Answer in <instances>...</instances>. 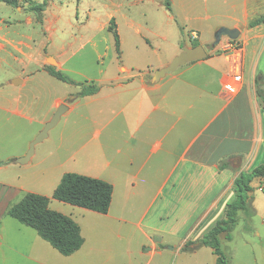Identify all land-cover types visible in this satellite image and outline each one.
Instances as JSON below:
<instances>
[{
  "label": "crops",
  "instance_id": "1",
  "mask_svg": "<svg viewBox=\"0 0 264 264\" xmlns=\"http://www.w3.org/2000/svg\"><path fill=\"white\" fill-rule=\"evenodd\" d=\"M193 17L186 27L192 35L200 39L209 29L237 28L239 48L215 52L214 47L206 57L178 67L157 82L148 81L145 73L165 66L180 51L175 44L177 52L142 70L135 67L141 71L138 74L111 77L94 94L71 103L66 102L70 92L52 94L36 119L17 107L5 108L43 125L65 103L67 110L56 124L64 118L50 169H61L60 178L75 172L112 185L107 213L71 209L80 217L68 214L79 225L83 244L67 257H78L84 249L81 219L89 216L104 220L107 233L121 237L126 231L131 236L137 232L136 247L140 250L149 244L150 259L168 248L167 237L178 239L169 250L180 252L186 240L199 238L224 216L226 203L234 199L235 177L264 164V105L256 91L258 85L264 87V22L250 26L264 17V0H212L201 11L195 7ZM144 43L151 46L148 40ZM119 69L129 71L123 65ZM39 73L46 76L41 75L42 83L30 86L41 85L51 93V75L43 68ZM227 75L239 77L234 92L224 88ZM12 78L19 79L17 84L10 83L19 88L15 104L23 109L28 105L30 111L37 107L33 95L24 100L25 105L20 100L21 88L35 77ZM60 178L55 179L54 188ZM251 187V207L264 216V182L255 178ZM13 195L9 189L0 190V200ZM257 235L262 237L260 232ZM98 262L104 264L105 259Z\"/></svg>",
  "mask_w": 264,
  "mask_h": 264
},
{
  "label": "rangeland",
  "instance_id": "2",
  "mask_svg": "<svg viewBox=\"0 0 264 264\" xmlns=\"http://www.w3.org/2000/svg\"><path fill=\"white\" fill-rule=\"evenodd\" d=\"M30 1L42 0H18L15 6L0 2V190L14 192L11 198L0 200V264H103L98 262L100 258L105 259L104 264H215L214 256L206 247L192 252L169 250L178 241L171 237H167L171 241L166 240L170 242L168 248L163 247L161 254L150 259L149 244L140 250L136 247L139 244L137 232L131 236L126 231L121 237L107 233L105 221L96 216L81 219L85 247L78 257L69 258L41 239L34 229L6 214L7 207L26 192L49 197V207L67 215L73 214L75 211L71 209H78V206L51 197L53 183L61 174V169L50 167L56 161V134L64 118L34 146L30 160L18 164L15 159L26 153L45 123L41 125L38 120L16 116L5 108L17 107L36 119L52 94L70 92L71 95L90 81L99 86L109 83L113 76L138 74L141 71L135 67L142 70L158 58L177 52L179 49L174 47L175 44L182 49L183 45L198 43L203 45L207 54L214 47L215 52L226 51L220 41H226L227 36L212 45L216 29L203 31L200 39L186 30L190 25L189 18H194L195 7L201 11L212 0H206L207 3L205 0H189L188 5L187 0H46L41 22L36 21L29 10ZM111 17H114L119 35V54L112 33L107 30ZM180 30L181 38L178 36ZM147 40L151 46L144 43ZM133 52L139 56L134 58ZM47 57L53 60L48 61ZM47 65L61 70L74 83L50 76L51 93L41 85L31 87L34 82L42 83V76H46L39 70ZM122 65L129 71H120ZM152 72L144 76L149 79ZM20 74L35 77L21 88L20 100L24 105V100L31 99L32 95L34 101H38L37 107L31 111L28 105L23 109L22 104H15L14 96L19 94V88L10 85V78ZM240 211L238 221L230 231V240L220 234V247L229 257V264H264V216Z\"/></svg>",
  "mask_w": 264,
  "mask_h": 264
},
{
  "label": "trees",
  "instance_id": "3",
  "mask_svg": "<svg viewBox=\"0 0 264 264\" xmlns=\"http://www.w3.org/2000/svg\"><path fill=\"white\" fill-rule=\"evenodd\" d=\"M10 6L18 4V0H0ZM169 6V2L166 3ZM47 7V1H30L28 8L35 15L36 21H42V12ZM264 22V17L250 22V26ZM107 30L112 33L117 54L119 50V35L116 29L114 17L110 18ZM198 43H193L195 46ZM43 69L56 79L74 83L61 70L53 66H45ZM99 90L93 81L82 85L75 94L67 97L66 102L71 103L79 97L91 95ZM257 95L264 105V87L257 86ZM1 165V162H0ZM261 178L264 182V164L254 167L250 171L240 172L233 181L234 199L226 203L224 216L203 235L194 240H186L180 247L182 252H192L202 246L209 247L216 256L215 264H229V257L220 247V234H224L230 240V231L238 221V212L247 211L250 215L254 213L251 207L252 187L251 181ZM112 185L102 179L90 177L75 172L62 174L59 183L54 188L51 197L98 213H107L111 202ZM6 214L19 223L34 229L37 235L49 243L61 255L68 256L83 244V237L79 225L68 215L49 207V197L35 192H26L17 202L9 205Z\"/></svg>",
  "mask_w": 264,
  "mask_h": 264
},
{
  "label": "water",
  "instance_id": "4",
  "mask_svg": "<svg viewBox=\"0 0 264 264\" xmlns=\"http://www.w3.org/2000/svg\"><path fill=\"white\" fill-rule=\"evenodd\" d=\"M222 36H227L230 39H236L239 36V30L237 28H229L225 26L218 27L214 32V41L212 45L217 44ZM207 53L203 45L197 44L195 46L183 45L182 49L170 60L165 66L155 69L148 79V81L154 83L163 78L167 73L175 71L178 67L193 61L206 57ZM47 60H53L52 57H47ZM18 78L11 79L10 83L17 84ZM67 110L65 103H60L54 111L51 118L44 124L41 131L30 142L28 150L25 155L15 159L18 164H26L33 155L34 146L47 137L49 130H51L59 121L61 115Z\"/></svg>",
  "mask_w": 264,
  "mask_h": 264
},
{
  "label": "built area",
  "instance_id": "5",
  "mask_svg": "<svg viewBox=\"0 0 264 264\" xmlns=\"http://www.w3.org/2000/svg\"><path fill=\"white\" fill-rule=\"evenodd\" d=\"M232 42H235V39L227 38L226 41L223 40L220 41V43H222L223 45L224 50L238 49L239 48L238 43L237 42L232 43ZM232 78L230 79V75H227L224 79L225 80L224 88L228 92H234L236 90L235 81H239L238 76H233Z\"/></svg>",
  "mask_w": 264,
  "mask_h": 264
}]
</instances>
